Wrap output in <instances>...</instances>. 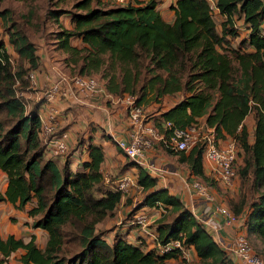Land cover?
<instances>
[{"label":"trees","instance_id":"1","mask_svg":"<svg viewBox=\"0 0 264 264\" xmlns=\"http://www.w3.org/2000/svg\"><path fill=\"white\" fill-rule=\"evenodd\" d=\"M14 1L31 5L38 0ZM53 1L71 2L69 9L56 7L47 12L56 22L68 17L69 27L59 26L54 40L55 48L66 55L68 74L96 77L107 94L131 95L137 105H155V114L150 116L165 137L169 130L162 125L170 121L179 128L204 124L220 145L227 139L235 141L237 155H242L239 168L235 165L239 194L229 206L235 217L246 206L241 223L252 249L264 260V38L260 36L264 0H216L223 17L220 28L206 0H175L169 6L174 15L171 22L163 19L156 0H127L124 5L104 0H46L48 4ZM12 14L9 9L0 11L7 43L15 54L13 68L6 43L0 40V171L7 177L0 202L22 209L35 200L27 214L33 228L47 233V240L38 248L34 236L24 242L0 235V264H8V258L19 250L23 252L20 264L185 262L180 249L160 252L154 243L148 247L139 234L138 239L144 240L138 244L118 234L111 242L106 239L98 225L114 217L122 197L103 183L104 151L93 136L78 142L86 144L89 158L79 171L66 167L61 171L54 161L60 156L45 158V146L38 137V107L27 113L15 86L18 81V89L27 87L26 76L40 67V58L36 44L23 30L24 22L12 20ZM33 14L29 9L26 23ZM234 38L240 39L237 46L232 45ZM74 40L80 46L73 45ZM166 98L174 102L163 109ZM249 115L254 119L252 138L245 123ZM159 145L177 155L194 179L207 187L219 184L210 173L205 174L204 151L198 145L180 152ZM123 156L129 165L124 169H135L132 174L143 193L139 208L162 206L171 216L168 220L166 213L154 222L159 245L178 240L183 249L193 248L202 264H235L177 196L158 188L156 177ZM135 194L123 197L127 206ZM136 211L132 209L130 217ZM69 246L76 251L67 256Z\"/></svg>","mask_w":264,"mask_h":264},{"label":"built area","instance_id":"2","mask_svg":"<svg viewBox=\"0 0 264 264\" xmlns=\"http://www.w3.org/2000/svg\"><path fill=\"white\" fill-rule=\"evenodd\" d=\"M104 1L119 5H124L127 2V0ZM206 1L212 16L222 20L223 17L216 6V0ZM260 36L264 38V15L260 25ZM8 62L14 68V60L8 58ZM34 78V71H30L26 76L28 85L24 90L18 89L19 83L16 81V95L23 98L27 113L34 106L38 107L40 119L38 137L45 146V152L50 157L62 156L68 150L69 135L67 132L60 130V122L56 119L54 113L46 117L45 115L41 116L39 108L40 102H42L41 99H38L36 103L34 101L33 105H30L28 99L32 98L30 93L33 92L32 87H35L36 84ZM56 94L77 102L88 96L104 95L113 99L114 103L124 105L127 114L126 136L114 140V143L123 155L144 168L154 177H160L165 172L150 162L147 157L148 150L152 149L153 143L158 141L166 149L173 152L188 151L198 145L204 151L203 158L205 165L214 180L226 187H230L234 183V180H236L235 163L237 159V145L235 141L230 139L220 145L214 138L213 130L205 127L204 124L195 123L186 128H179L175 127L170 121H164L162 125L163 130H169V136L165 137L163 131L161 132L158 127L154 126L151 116L144 109V105H137L134 97L131 95L114 97L107 94L103 84L96 77L60 73L58 79L50 86L45 95L48 98H52ZM100 171L105 187L118 192L122 198L129 196L134 191H141L132 172L114 175L108 168L104 170L100 169ZM190 184L194 195L202 200L201 211L195 213L191 210V212L205 226L215 241L230 257L240 259L245 264H264V260L255 253L249 244L241 221L227 207L218 204L209 188L200 180L194 179ZM152 209L156 212V219L161 218L167 213V209L162 206H159L158 210ZM216 218L222 220V226L235 225L236 230L233 231L230 241L227 242L221 239V225L215 222ZM154 222L152 214L147 212L146 208H141L132 214L129 224L137 229L139 236L156 244L160 252H167L173 248H178L181 250V257L186 259L187 252L181 247L180 241L175 240L163 246L159 245Z\"/></svg>","mask_w":264,"mask_h":264},{"label":"crops","instance_id":"3","mask_svg":"<svg viewBox=\"0 0 264 264\" xmlns=\"http://www.w3.org/2000/svg\"><path fill=\"white\" fill-rule=\"evenodd\" d=\"M156 1L157 9L163 19L167 22H171L174 18V15L169 9V6L175 0ZM64 27H69L68 22L65 23ZM3 40L6 43V49L10 55V58L15 60L13 48L7 43V36H5ZM31 41L37 46V53L40 58V67L34 71V81L36 84L35 87H32L33 92L30 93V96L33 97L35 103L38 101V99H41L42 102H40L39 105L41 116L45 115L46 117L49 114L54 113V116L60 122V130L67 132L69 135L68 143L70 144V151L64 156L54 158L58 168L62 171L64 167H66L72 172L81 170L82 164L88 161L89 158L86 144L82 143L79 145L78 142L82 138L85 139L88 136H93V142L96 145L102 146L104 151V161L101 164V170L108 168L112 171V173L124 171V165L128 161L116 148L114 140L126 136L127 114L125 107L122 106V104L114 103L113 99H110L104 95L88 96L82 98L79 102L65 98L58 94L54 95L52 98H48L45 94L49 90L50 86L58 79V75L60 73H69L68 71L64 70L61 65L54 62V59L52 58V52L59 54L62 57L63 63L66 55L58 51L55 48V45L53 46L49 41L48 42L52 45V47L47 45V47L44 48H40L36 42L33 40ZM72 44L75 46H80V42L77 40L72 41ZM100 83L102 84L101 81ZM172 102H174V100L172 101L169 98L163 99V109L169 107ZM200 120L203 122L204 118ZM245 123L250 137L252 138L254 124L252 115H249L245 119ZM90 124H94V127L91 128L89 126ZM229 140L230 139L225 140L224 143ZM157 146L158 145L154 146V148L148 150L147 152L149 161L154 163L158 168L165 171L162 176L156 177L157 187L167 188L172 195H175L180 199L185 207L193 210L195 213H199L202 209V200L197 198L191 190L190 183L194 180V178L189 175L187 166L179 162L177 155L168 154L163 150L162 147ZM48 157H50V155L45 152V158ZM122 166L123 170H121ZM129 170H131L130 172H133L135 169L129 168ZM204 171L206 175L209 173L208 169L205 167ZM126 172H128V170ZM6 184L7 177L3 172L0 171V194L4 193ZM208 188L215 197L217 203L227 207L232 212L229 202L235 201L238 198L239 181L234 180V183L230 187H226L219 183L214 184L213 186H208ZM136 200V197L133 198V201ZM123 201H125V198L121 199L118 207H120L122 204L125 205ZM35 203V200H31L22 209H18L16 206L8 202H0V235L3 238L7 237L8 235H13L16 238H21L24 242H27L31 236H34L35 243L38 248H43L47 240V233L42 229L33 228L31 226L32 219L27 214V211L34 207ZM117 209L114 212V217H110V221L107 218L98 225L99 229L105 228L104 230H106L107 228H110L112 223H115L117 226L118 222H116L115 219L121 215V211H118ZM146 210L152 214V217L155 221L158 220L156 219L157 216L154 213V209L151 210V208H146ZM246 212V206H243L241 213L236 215L239 221L243 220ZM215 222H218L221 225L222 220L220 218H216ZM16 229H19L18 234H14V230ZM234 230H236L235 225H221V239L227 242L230 241ZM112 234L113 232H110V235ZM106 239L108 238L106 237ZM125 239L134 244L141 243L144 240L138 239L136 228L126 232ZM144 242L149 245L148 247H152L150 241L145 240ZM142 247L145 248L144 245H142ZM186 252L187 258L185 259V262L180 260H169L167 264H189L198 262V258L193 248L187 249ZM22 253L23 252L20 250L17 251L8 258L9 261L14 260V257H17L18 261L16 263L20 264L19 257ZM231 259L235 264H245L243 261L235 257H231ZM9 264H11V262H9Z\"/></svg>","mask_w":264,"mask_h":264},{"label":"rangeland","instance_id":"4","mask_svg":"<svg viewBox=\"0 0 264 264\" xmlns=\"http://www.w3.org/2000/svg\"><path fill=\"white\" fill-rule=\"evenodd\" d=\"M54 3L55 2L53 1V4H48L46 2V0H38L37 2L30 5V4L17 2L14 0H2V1H0V11H3L5 9H9L13 13L11 15L12 20L17 21L20 19L19 21H21V22L23 21L24 22V27H23L24 32L28 35V37L31 40L36 42L40 48L47 47V45L52 47V45L54 46V40L56 38V31L58 30V27L61 25H65V23H67V21H68V17L62 16L60 18V20L56 22L52 18L47 16V12L49 10L55 9L56 7H60V8L64 7V8L69 9L71 6V2H68L66 4H54ZM29 9H32L34 14H33V16L28 17L29 20L26 23L25 22L26 18H24V17L28 13ZM7 23H11V22L7 21ZM220 23H221V19L215 18V24H216L217 28H220L219 27ZM7 27H8V24H7ZM5 28H6V24L0 18V40H2L5 35H7L6 34L7 28L6 29ZM237 29H238V32L240 33L239 36L242 37L243 33H244L242 26L237 27ZM232 40H233L232 45L237 46L240 39L234 38ZM48 41L51 42L52 45ZM48 53H49V50H48ZM52 53H53L52 58L54 59V62L61 65L62 68L64 70H66L65 65L62 61V57L59 54H56L55 52H52ZM28 101H29L30 105H33L35 100L32 97L31 99H28ZM122 106H124V105H122ZM144 107H145L144 109L146 110V112L151 116H153L155 114V111L157 109L156 106L152 105V104L148 105V106H144ZM89 126L91 128H93L94 124H90ZM156 145L160 146L158 141L153 143L152 148H154V146H156ZM240 153L237 155V159H236V163H235L236 167H238V168L241 165V159H242V155ZM127 166H129V165L126 162V164L124 165L125 169ZM121 170H123V166H122ZM130 171L131 170H128V172H130ZM237 176H238V174H237ZM211 185H212V183H211ZM135 192H136L135 197L137 198L136 201L133 202V198H129L132 200V204L130 206H127L126 204L125 205L122 204L120 207H118L117 210L121 211V215H120V217L115 219L116 222H118L117 226L115 223H112L110 228H107L106 230H104L105 228L100 229L101 231H103L105 233V236L108 238L109 242H111L113 240L114 236L117 234L122 235L126 238V232L135 229V227L133 225L129 224L130 219H131L130 211H132V209H134V208L137 211L141 209V208H139L140 205L138 202L141 199V197L143 196L142 192H140V191H135ZM123 202L125 203L126 201H123ZM125 211H127V212H125ZM154 213H156V212H154ZM166 217L168 218V220L171 219V216L169 215V213H167ZM108 220L110 221V218H108ZM32 221H31V223H32ZM24 226H25V224H24ZM14 231H15L14 234L19 233V229H16ZM110 232H113V234L110 235ZM69 247L65 248L67 256L70 255L72 252L76 251V249L74 247H71V246H69ZM17 261H18L17 257H14V260H10V261H9V259L7 260L8 264H9V262H11V264H19V263H16ZM193 264H202V263L196 262Z\"/></svg>","mask_w":264,"mask_h":264}]
</instances>
